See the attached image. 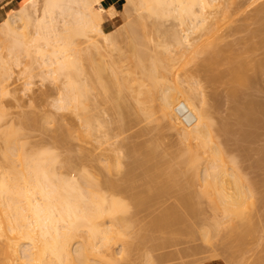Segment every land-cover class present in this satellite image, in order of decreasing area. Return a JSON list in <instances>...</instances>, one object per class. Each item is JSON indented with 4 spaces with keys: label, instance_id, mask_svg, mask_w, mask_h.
<instances>
[{
    "label": "bare ground",
    "instance_id": "bare-ground-1",
    "mask_svg": "<svg viewBox=\"0 0 264 264\" xmlns=\"http://www.w3.org/2000/svg\"><path fill=\"white\" fill-rule=\"evenodd\" d=\"M230 1L229 0H125V2L123 4L124 13L129 14V16L132 18L128 19L127 21H125L123 23L118 24L117 27L112 31H105L104 23H105L106 16L109 18H112V19H117V16H118V9L116 8L115 4L112 3L111 0H23L21 2L22 5L20 4L19 8H11L9 11L5 12L3 17L0 19V49H2L3 52L6 49L5 50V56H7V57H4V55L2 56L0 54V96L2 97L3 95L11 93L12 90L10 89V82H11L10 79L12 80L13 75L15 74L14 73L15 71H13V69L17 70L14 68V66L20 67L22 65V61H21L22 52L23 53L26 52L25 55H27V58H28V56L30 57V56L34 55L32 64L30 65V63H29V65L24 66V69L21 70L22 72H19V73L24 74L25 77H27V80H26L27 82L25 81V83L28 84V88L31 84H33L32 79L36 74L34 72L36 69H38L40 71L39 73H40L42 79L43 78L46 79L47 77L48 78L51 77V79L53 78V79H57V80H59V79L62 80V78H63L64 81L62 80L63 84H61L63 86H62V88H60V89H62V91L60 90L61 92L59 93V97L57 99H54V100H56V104L55 103H52V104L53 105L55 104V106H54L55 109L57 108L60 112H61V110L66 109V111L72 110L71 112L72 113L74 112V114L77 113V116L80 115L81 116V122H82L81 126L84 127V130L83 129H80V130L82 131V133L84 132L83 134L87 135V137H88V135L91 136L94 134V131L96 130V126L93 124L91 117L88 114L89 113L88 111L90 110V107L93 104V103L91 105L89 104L90 97H91L90 92H93V91H90L88 88V84H87L88 78L87 77H89V80L92 81V79L90 78L91 73L94 74L95 77H97L96 83L99 84V87H101L103 89V90L102 89L101 90L104 91V93L107 92L108 94H109V92L113 93L115 88H117L116 90L119 89V92H120V91H123V89L125 87L128 88V86L133 84V83L129 84V82H127L126 80L124 81V79H122V82L120 81L121 79L119 80L118 75H120V71L118 70V66L116 65V63L113 62L114 60L112 58H111L112 61H110L107 64H105L104 62H99V61H98L99 64H96V63L94 64L93 63L94 59L92 57H89L92 54L91 52L96 51L99 55H101L103 53V51H106L107 54L109 51L114 52V51H116V49L114 50V48L116 47V44L118 42L117 39L119 37H122V35H124V34L136 35L135 33H133V32H135L134 31L135 28H132L135 20H137L138 18H139L138 20H141V19L143 20L145 18H155L156 20L158 19L157 21L153 20L154 24L152 22L151 25H154V26H152V28L154 27L153 29L156 30V32L158 31L157 33L159 36H160L159 32L163 34L162 36H160V38L162 37L163 41L160 39V40H158L160 42L157 41L158 43H156L154 46H150L149 45L150 42L148 41L149 39L147 40L149 44H147L146 41L145 42L142 41L143 38L142 39L138 38L137 37L138 35L137 36L131 35L133 37V39L138 38L141 41L137 42L138 39L136 41L133 40L134 42H137L140 46L136 45V43H133V41L131 42L132 45L135 44L134 45L135 47L133 46L135 51L132 52V50H131V52L134 53L133 55H135V57H134L135 59L133 60L134 62L132 64L133 70L132 69L129 70L130 75L132 74L134 76L133 77L131 75L133 78H135V79H133L134 81L137 80L139 82L138 86H140V88H141V86L142 87L147 86V87L144 88L143 91L141 90L142 88L139 89V87H138V89H137V86L136 87L132 86L133 89H131L132 88L131 86H130L131 88L130 87L129 88L131 90H133V93L137 92V94H138L137 97L135 95L136 93H134L133 96L136 97V101L141 104L140 107H144V109L142 108L143 111L146 109V107L144 106L143 103L146 102V104H147L148 101L149 102H157L156 103L157 108L155 107L156 110L153 107L154 111L153 110L149 111V109H151V108H149V106H147L148 112H149L148 114L153 115L152 111L154 113L156 111V113L154 114V115H156L158 112L159 115H157V117L159 118L162 116L161 118H163V120H166L169 123V125L180 136L179 137L181 140L180 142H183V141L189 142L188 144H186L187 145L186 153H185V151L182 153H184L185 155H187V154L189 155L190 161L188 160L186 162L187 163L189 162V164H190L189 166L193 168L192 169L193 171H194V169L197 170V176L198 177L197 176L196 177L198 179L202 178L203 186L205 189L203 188V186L202 187L200 186V187L204 189L203 190L204 193L206 194V196L209 197V199H210L209 202H212L214 204V206L217 207V208L215 207L213 209L216 210V209L220 208L219 210H221L223 212V213L222 212L221 213L224 214V217H226V218L228 217L227 221L228 220L233 221L234 217L238 218L236 220L237 222L239 219L241 220V218H242V220H244L243 218L245 216H247V214H248L246 211L247 210L250 211V207H248L249 204H247L248 201L246 202V200H247V198L250 199L251 197L253 199V195L255 193L253 194V190L251 188H253L254 186H250L249 184H248L249 186L247 184H246L247 186H245L243 184V187H242V182H244V183L246 182L245 177H243L244 179L243 178L241 179V180H245V181H240V180H238V179H240V178H238V177H240V175L239 174H238L239 176L237 174L235 175V173H233V170H232V172H228L226 170H223V169H227V165L225 167V159H224L226 157L225 153H227L224 151L225 147L223 148L218 143H216L217 146L214 144L216 147L214 145H212L215 148L214 147H213L214 149L211 148L212 146L209 143L214 142L213 141V139H214L213 128H214V123H215L214 119L215 118L213 117V114H212L213 109H212V111L210 109L211 105L210 106L208 105V102H210V101H207V97L205 99V95H203V94H205V91H203L204 89L201 90L202 92H204L203 94L200 92V94H202L203 96L199 95V92H197L196 87L192 86L193 88H196V89H191L192 87L189 88V86L187 85L189 82L185 83L188 88L185 85H183V82H186V81H184V79H185L187 74L185 75L184 79H183V77H181L182 76L181 73H180L181 75L177 74L176 76H174L175 75L174 68L176 66L175 65L176 60L178 61V58L180 56L184 55L186 48L188 50L191 47L193 49H197L198 47H196L194 44L196 42L199 43V41H201L204 38H205V40H202V41H206L207 44H209L206 46L209 47L210 45H214V44L217 45L220 42L219 38H221L222 36L224 37V34H222V33H221L222 36L218 35L220 33L219 30H220V27L222 24L221 23L222 19H225L228 16V14H230V12L232 13V11H230V8L232 7L233 4H235V1L240 2V4H241V2L243 0L242 1L234 0V2L232 0L233 4ZM251 1H249V3ZM253 1L255 2V0H253ZM258 1H260V0H258ZM105 2H108L109 6H105L104 5ZM229 2L232 4L231 6H230ZM254 2H253V4H254ZM260 2H262V1H260ZM260 2H259V4H260ZM256 3H257V1H256ZM240 4H238V5H240ZM250 5H248V6H250ZM235 6H237V5H235ZM259 6H260V8H258L257 10H254L255 13H254V16L253 15L252 16H253V18L258 19L262 15V19H264L263 18L264 17V14H263L264 13V4L261 3V5H259ZM259 6L257 5V7H259ZM1 8H3V7H1ZM237 8H238V6H237ZM240 8H242V9H240L242 11L243 7L240 6ZM237 10H239V9H237ZM237 10H235V11H237ZM252 10H253V8H252ZM241 11H240V13H241ZM133 13H134V16H133ZM237 13H238V11H237ZM237 13H236V15H237ZM243 13L245 14V12H243ZM248 14H250V13H248ZM248 14L247 15L245 14L246 18L248 16ZM252 14H253V11H252ZM126 18H129V17L126 16ZM232 18L234 19V16ZM170 19L175 20L177 22V24L175 23V21H172V23L170 21L171 25H169L170 27L169 26L167 27L166 21H168ZM238 19H240V18H238ZM259 19H261V18H259ZM252 20H254V19H252ZM230 21H232V20H230ZM146 22H149V21H147V19H146ZM173 22L175 24H173ZM232 22H234V20ZM258 22H259V20H258ZM149 23H151V22H149ZM259 23H260L259 27H261V28H259L258 31H260V30L262 31L264 29V25L262 24V26H261V21ZM142 24H144V23L141 22V25ZM224 26H225V24L223 25V27ZM138 27H140V26H138ZM142 27H144V25H142ZM238 28H239V26H238ZM233 29L234 28H232V30ZM235 29H236V31L238 30L237 28H235ZM32 30H33V32H31ZM140 30H143V29H140ZM232 30H231V32H235V30L234 31H232ZM30 33H31V36H30ZM139 33H141V32L139 31ZM148 33H149V31H148ZM263 33L264 32H262V35H264ZM130 35H128V36L130 37ZM141 35H143V34L141 33ZM149 35H150V33H149ZM229 35H230V33H229ZM148 37L149 36H147L146 38H148ZM193 37L195 38V40H193L194 39ZM146 38H145V40H146ZM225 38H224V40H225ZM262 38H264V36ZM82 39H83V41H82ZM128 39H130V38H128ZM199 39H201V40H199ZM78 40H79V42L80 41H82V42L79 43ZM206 42H204V43H206ZM82 43L84 45L86 44L85 45L86 47H84V46L82 47L81 46V45H83ZM192 44L195 46V48L192 46ZM125 45H127V44H125ZM216 45H214V47ZM136 46H138V48ZM197 46H199V44ZM188 47H190V48H188ZM215 48L217 50L218 46H216ZM121 49H119V50H121ZM182 49H184V52ZM220 50L221 49H218V51H220ZM127 51L128 50L126 49V52ZM151 51L154 53H151ZM200 51L202 53V50H200ZM207 51H208V49H207ZM0 52H2V51L0 50ZM6 52H7V54H6ZM177 52H179V53L181 52L180 53L181 55H179V53H177ZM215 52H217V51L214 50L212 52V54H210V55L214 56L213 53H215ZM82 53H84V54H82ZM85 53L90 54V55L85 56ZM193 53H195L194 50H193ZM217 53H215V54H217ZM185 54H186V52H185ZM178 55H179V57H178ZM235 55H233V56H235ZM185 56H187V54ZM188 56H189V54H188ZM190 56H192V51H191ZM103 57H106V56H103ZM108 57H109V55H108ZM80 58H82L81 61L85 60V61H83V63L84 62L86 63L88 61V59L93 63L92 64L89 61V63H91V65L88 64L91 66V67L88 66L89 72H88V69L86 68L87 64H85V66L83 64H81L82 62H80ZM130 58H131V56H130ZM182 58L183 57H181L180 59L183 60L184 58L183 59ZM241 58H240V60H241ZM180 59H179V61H180ZM235 59H237V58H235ZM96 60H98V59H96ZM108 60H109V58H108ZM184 60H186V59H184ZM212 60L208 59V61H212ZM105 61H107V59ZM179 61H178V63L181 64V61L180 62ZM240 62H242V61H240ZM240 62L238 63L239 64L238 66H237V63L235 64V68H236V66L239 67L242 64ZM243 65H245V64L243 63ZM206 66L208 67V65H206ZM233 66H234V64H233ZM130 68H131V66H130ZM178 69H179V67L177 68V70ZM232 70H235V69L232 68ZM243 70H244V68H243ZM234 72H235V74H239V69H237V71L235 70ZM137 73L138 74L140 73L141 76L140 75L139 76L142 77V78L139 77L140 80L136 79V76L138 75ZM89 74H90V76H88ZM106 75H108V76H106ZM172 75L175 78H172L171 77ZM239 75H241V73ZM109 76H110V79H108ZM188 77H189V75H188ZM241 77H243V76H241ZM189 78H191V77H189ZM141 79H143V80H141ZM172 79H174L175 82H170V81H173ZM47 80H49V79H47ZM141 81L143 83H145V85H143V83ZM147 82L149 85L147 84ZM90 83H91L90 87L92 88V86H91L92 82H90ZM170 83H173L174 85H172V84L170 85ZM93 85H95V84H93ZM95 87L96 86H94V88ZM96 90H97V87H96ZM116 90H115V92H116ZM198 91H199V89H198ZM121 94L123 96L124 93L122 92L119 95H114L112 97L110 96L111 98H115V100L118 101L117 102L114 99H111V100H114L113 101L114 102L113 103L114 104L113 109L116 108L115 105H117L119 110L118 109H116V110H118V111H120L121 108L124 106L121 104L122 100H121V102H119V100H118ZM233 94H235V93H233ZM44 95H43V97H45ZM117 96H119L118 99H117ZM142 96H145V99ZM206 96H208V95H206ZM240 96L241 95H239V97ZM110 97H109V100H110ZM122 98L123 97H121V99ZM233 98H235V97H233ZM233 98H232V100H233ZM103 100H105V99H103ZM240 100H242V99H240ZM115 102L118 104H115ZM180 103H183L191 111L192 115L194 116L193 124H191L189 126H186V125L184 126L180 123V120H178L179 118H178V115L176 113V106ZM250 103L251 102H249V104ZM142 104H143V106H142ZM152 105H150V106L152 107ZM252 105H255V104H253V102H252ZM263 106L264 105H262V107ZM92 107H94V106H92ZM235 107H236V105H235ZM258 107H259V105H258ZM211 108H213V107H211ZM1 110H0V264H122V261H121L122 259H119L117 257L119 252H118V250L114 251L112 249L113 246L111 245V242L114 241V239L116 241L119 240L120 238L122 239L123 236L128 234L127 229H126L127 233L125 234V232H124V229L127 227V221L124 218H121L119 216V213L124 214L125 211L127 213V210H126L127 206H125V204L122 203L123 201L119 202V200H118L119 198L115 199L112 196L109 197V195H111V194H109V192L107 193L105 191L108 195L105 193H102V185L103 184L105 185L106 181H104V183L102 184L103 180L100 181V179L97 177H96V179H99L98 182H96L97 180L94 181L93 176L90 177L91 172H90V174L89 173L87 174V173H85L86 170L83 171V169H82V171H83L82 172L80 168H77L78 165L74 164L75 162L77 163V160L74 161L72 159V157H71V159H72V161H74V163L72 161H70L69 160L70 158H69V159H67V162L65 164V163H62V159L60 157V155L62 153H60V155H58L57 154L58 151L55 152L53 150L54 149L53 147H52L53 148L52 149V148H48L46 146V148H40V149H34V150H32V148H34V147H32L31 149L26 147L27 139L25 141V138H27L26 134L29 132L26 133L25 131L28 129V126L30 127L29 124H31V121H32L31 117L32 116L29 117L31 120L28 118V116H29L28 114H27L28 116H26L27 118L25 117L26 119L23 116L24 119H22V120L20 119L21 122L18 120L19 121L18 122L19 125H18V124H15L14 122H10V123L7 122L6 119H4L5 118L4 116H6V115L3 116V114H5V113H3V111H1ZM3 110H5V109H3ZM137 110H138V112H140L139 109H137ZM143 111H141V113ZM232 111L235 112L234 109ZM250 111L251 110L249 109V112ZM263 111H264V109H263ZM7 112H8V110H7ZM144 112H143V115H144ZM238 112H237V114H238ZM55 113H58V112H55ZM59 113H58V115H59ZM64 113H66V112H64ZM64 113H63V115H64ZM118 113L120 115V112H118ZM160 113H161V115H160ZM65 116H66V114H65ZM77 116H76V118H78ZM39 118H40V116H39ZM126 118H128V117H126ZM155 118L156 117H154V119ZM33 119H36V118H33ZM60 119H61V117H60ZM156 119H155V121L158 120V119L157 120ZM38 120L41 121L40 119H37L36 122H38ZM74 120H75V122H77L76 119H74ZM122 120H123V118H122ZM257 120L258 119H256V121ZM48 121H50V120H47V122ZM53 121H54V118H53ZM67 121L65 120V123ZM70 121H72V120H70ZM253 121H255V120H252V122ZM62 122H64L63 119H62ZM39 123L40 122H38L37 124H39ZM44 123H45V121H44ZM70 123H72V122H70ZM67 124L69 126V123H67ZM104 124L105 123H103V125ZM26 126H27V129L25 130ZM65 126H67V125H65ZM68 126L66 129L69 128ZM123 127H125V126L123 125ZM218 128H220V127H218ZM31 129H33V128H31ZM66 129H65V131H66ZM76 130H78V129H76ZM214 130H215V128H214ZM69 131H71L70 128H69ZM67 132H68V130H67ZM212 132H213V134H212ZM72 133L75 135L77 134V133L73 132V130H72L71 136H72ZM79 133H81V132H79ZM69 135H70V133H69ZM97 137L98 136L96 135V138ZM53 138H54V135H53ZM103 138H100V139L97 138V139H98V141L99 140L102 141ZM63 139H64V137H63ZM207 139H208V141H207ZM192 141L195 142V145ZM186 142H184V143H186ZM206 142H209V143L206 144ZM215 142H217V141H215ZM218 142H219V140H218ZM68 143L69 142L67 141V146H68ZM64 144H66V143H64ZM100 144H102V143L100 142ZM220 144H222V143L220 142ZM69 148L70 147H68V149ZM151 148H152V146H151ZM203 148L206 149V151ZM183 150H184V147H183ZM183 150H180V151H183ZM201 150H204L205 152L209 151L208 153L212 157V158L209 157L210 159L215 160V158H213L214 155H215L214 157H217V158H216V161H212V160L209 162L206 161V163L204 164L206 166L205 169L204 170L201 169V171H200L199 168H200V166H202V165H200V163H202V162L200 161L201 155L199 154V152L202 154ZM210 150H212L213 152ZM83 157H84V155H83ZM180 157L181 156H179V158ZM185 157H188V156H185ZM185 157L182 160L186 159ZM80 158H82V156ZM92 158H93V156H92ZM78 159H79V157H78ZM204 159H207V158H204ZM217 159H218V162H217ZM231 159H232V157L230 158V161H231ZM97 160H99V158ZM80 161H81V159H80ZM80 161L78 160V163H80L82 165L83 163H81ZM228 161H229V158H228ZM228 161H227V164H228ZM207 163H208V165H207ZM63 164H65L66 167H71V170L74 169L73 170L74 172H71L70 174H65L66 172L65 173L61 172L60 168L63 166ZM93 165H95V163ZM184 167H186V166H184ZM190 167H186V168L189 169ZM233 167H235V166H233ZM234 169L236 170V168H234ZM199 171L202 173L200 174ZM72 173H74L75 175L74 174L72 175ZM102 178H103V176H102ZM191 180H192V178H191ZM108 182H109V180H108ZM108 182H106V184L109 187V190H110V188H112V190H110V191H113V188H116L117 185L114 186V185L109 184ZM195 182H196V180H195ZM238 182H240V183L238 184ZM247 182H248V179H247ZM128 186H130V185H128ZM104 187H106V186H104ZM228 187H230L229 189L232 191L228 190ZM231 188H233V189H231ZM109 190H107V191H109ZM254 191H255V189H254ZM192 192H193V190H192ZM115 193H116V190H115ZM119 193H121V192H119ZM204 193H203V195H205ZM203 195H201V196H203ZM136 197H137V195H136ZM149 197H151V196L149 195ZM203 197H205V196H203ZM160 202H163V201H160ZM254 202L256 203V200ZM190 203H192V202H190ZM212 203H210V204L208 203V204L211 205ZM252 203H253V201H252ZM129 204L131 205V203H129ZM171 205L173 206L172 203H171ZM211 206H213V205H211ZM188 208H191V207H188ZM173 209H175V208H173ZM253 210H252V212H253ZM168 211H170V210H168ZM158 212H160V211H158ZM171 212H170V214H171ZM178 213H177V215H178ZM175 214H176V212H175ZM165 215H164V217H165ZM215 215H217V214H215ZM251 215L252 214L249 215L250 217L247 216L248 217L247 219L251 218ZM124 217H126V219H127L129 216L127 217L125 215ZM178 217L180 218L181 216H178ZM182 218H183V216H182ZM221 219H223V218H221ZM127 220L129 221V219H127ZM152 220H153V218L150 219V221H152ZM179 220H177V221L181 222ZM108 221L110 224L108 223ZM131 221H133V220H131ZM215 221L217 222V220H215ZM234 221H233V223H234ZM252 221H253V219H252ZM230 223L232 225V222H230ZM132 224H134V223H132ZM139 224H141V222ZM176 224H177V222H176ZM178 224H181V223H178ZM160 225H162V223ZM166 225L164 223V225H162V227H164ZM171 225H173V224H171ZM227 225H229V224H227ZM141 226H139V227H141ZM209 227H210V225H209ZM128 228H130V226ZM130 229L134 230L135 228H130ZM166 229H168V228H166ZM231 229H232V226H231ZM131 232L132 231H130V233ZM157 232H158V230H157ZM229 235H230V233H229ZM144 236H146V235H144ZM207 236H208V234H207ZM243 236H245V235L243 234ZM154 238H157V237H154ZM142 239H145V238H142ZM208 240H209V237H208ZM239 242H240V239H239ZM75 244H76V246H74ZM123 251H124V249L122 248V250L120 252L122 253ZM148 255H151V254H148ZM146 256L147 255H145V257Z\"/></svg>",
    "mask_w": 264,
    "mask_h": 264
},
{
    "label": "rangeland",
    "instance_id": "rangeland-1",
    "mask_svg": "<svg viewBox=\"0 0 264 264\" xmlns=\"http://www.w3.org/2000/svg\"><path fill=\"white\" fill-rule=\"evenodd\" d=\"M22 1L23 0H8V1L7 0H0V19L3 17L4 13L9 11L11 8H19L20 4L22 5V3H21ZM238 1H242V0H238ZM245 1L247 2L248 0H243L242 1L243 3L241 2V4H240V2L235 1V4H233L234 0H233V2L231 0L230 2H232L233 5L229 2L230 6L232 5V7L230 8V11H232V13L230 12V14H228V16H227L228 18L226 17L225 19H222L223 22L221 21V23L223 25L225 24V26L223 27V25L221 24V27L219 30L220 33L218 35L222 36V34H224V37L222 36L221 38H219L220 42L219 41H218L219 43L217 42L219 45L214 44V45L218 46L217 50L215 48L216 46L214 47V45H210L211 47L206 46L209 44H207L206 41H202V40H205V38L204 39L201 38L202 40L199 39L201 41L198 40L199 43L196 42L197 44L196 43L194 44L196 47H198L197 49H193L191 47L195 53H193V50L190 47H188V48H190L189 50L187 48H186L187 50L185 49L187 56H185L186 54L184 52V49H182L184 52L183 56L179 57V55H181L180 53L182 51L180 53L177 52V53H179L178 61L181 57H183L186 60H184L183 58H182L183 60L180 59L181 64L178 63V61L176 60V63H175L176 66L174 68V71H175L174 76L181 73L182 74L181 77H183V79H184L185 75L187 74L185 79H184V81H186V82H183V85L186 86L185 83L189 82L187 84L189 86V88H191L192 86L196 87L197 89L193 88V87L191 89H196L197 92H199V95H202L204 93L201 91L204 89L203 91H205V94H203V95H205V99L207 97V101H210V102H208V105L209 106L211 105L210 109H211V111L213 109L212 114H213V117L215 118L214 119L215 130L213 128L214 134L212 132V134L214 135V139H213L214 142H210V143L206 142V144L209 143L212 146V145H214V144L216 145V143H218L223 148L225 147L224 151L228 153V154L225 153L226 157L224 158L225 159V167L227 165V169H223V170H226L228 172H232V170H233V173H235V175L236 174L240 175V177H238V178H240V179H238L240 181L246 180V182H247V179H248L249 183L248 182L247 183L242 182V187H243V184L245 186H247L248 184L250 186H254L253 188H251L253 190V194L255 193L253 195V199L251 197L250 199L247 198V200H246V202L247 201L249 202V203L247 202V204H249L248 207H250V211H251L250 212L247 210L246 212L249 215L252 214L251 218L247 219L248 218L247 216H249L247 214V216H245L243 218L244 220H242V218H241L242 221L239 219L237 222L236 220L238 218H236V217H234V220H235V221L233 220L234 223L232 220L227 221L228 217L227 218L224 217V214H222L223 212L221 210H219L220 208L216 209V210L213 209L216 206H214V204L212 202H209L210 201L209 197L206 196V194L204 193L203 190L205 188L203 186L202 178L198 179L197 178L198 177L197 176V170L194 169V171H193L192 170L193 168L189 166L190 165L189 162L188 163L186 162L190 159L189 155L188 154L185 155L184 153H182L184 151L186 153V150H187L186 144H188L189 142L188 141L187 142L186 141L180 142L181 141L179 138L180 136L169 125V123L166 120H163V118H161L162 116L159 117L160 118L159 119L157 117V115H159L158 112L156 115H154L156 113V111L154 113L153 109L156 107L157 102H149L146 99L149 103L147 102L148 105L146 104V102L143 103L147 109V110L145 109L144 110L145 112H144L142 110V108L144 109V107H140L141 104L136 101V97L138 95L137 92H134V93H136L135 94L136 97L133 96L134 93H133V90H131V89H133L132 86H134V87L137 86V89H138V87H139V89L142 88L141 89L142 91L147 86L146 87L141 86V88H140V86H138L139 82L137 80L134 81L133 80V79H135V78H133L134 76L132 74L131 75L133 77L130 75L129 70L130 69L133 70L132 64L134 62L133 60L135 59L134 58L135 55H133L134 53H132L133 51H135V49H134L135 44L132 45L131 42L133 40L136 41L138 38H140V39L143 38L142 41H144V42L146 41L147 44H149L148 43V41H149L150 46H154L156 43L160 42L158 40H160V39L162 40V37L160 38V36H162L163 34L159 32V34H160V36H159L157 33L158 31L156 32V30L153 29L154 27L152 28V26H154V25H151L153 20L154 21L156 20L155 18H145L143 20L142 19L138 20L139 19L138 18L137 19L138 21L135 20L134 23L132 22L133 23L132 28H135L134 29L135 32H133V33H135L136 35H134V34H131V35L132 36L138 35L137 36L138 38L133 39V37L130 34L122 35V37H119L117 39L118 42L116 44V47L114 48V50L116 49V51H114V50H113L114 52L109 51L110 53L108 52V54L106 51H103V53L105 52L104 53L105 55L103 53L101 55H99L96 51H92L91 55L85 53V56L90 55L89 57H92L94 59V62H93L94 64L95 63L99 64V62H104L105 64H107L110 61H112L111 60V58H112L114 60L113 62L116 63V65L118 66V70L120 71V75H118L119 80L121 79L120 81L122 82V79H124V81L126 80L127 82H129V84H131V83L134 84V85L133 84L130 85L132 88L130 86H128V88L125 87L123 89V91H120V92H119V89L116 90L117 88H115L116 92L118 91L119 93L118 92L116 93L114 90L113 93L109 92V94H110L109 95L107 92L104 93V91H102L103 89L101 87H99V84L96 83L97 77H95V75L90 72L91 73L90 78L92 79V81L89 80V77H87L88 78L87 84H88L89 90L93 91V92H90V96L92 98L90 97L89 104L90 105L92 103L93 104L91 105L90 110L88 111L89 112L88 114L90 115L91 120H92L93 124L96 126V130H97V131L95 130L94 134L91 136L88 135V137H87V135L83 134L84 132L82 133V131L80 130V129L84 130V127L81 126L82 122H81V116L80 115L77 116L76 112H75L76 114H74V112L73 113L71 112L72 110L66 111V109L61 110V112H62L61 113L57 108L55 109V107H54L56 104V100H54V99H57L59 97V93L62 91V89H60V88H62V86H63V85H61V84H63L62 82L64 81L63 78H62L63 81L61 79H59V80L53 79V78L51 79V77H49V78L47 77L46 79H44V78L42 79V77L39 73L40 71L38 69H36L34 71L36 74L32 79L33 84H31L32 86L30 85L28 88V84L25 83V81L27 80V77H25L24 74L19 73V72H22L21 70L24 69V66L29 65V63H30V65L32 64L34 55H32L30 57L28 56V58H27V55H25L26 52H24V53L22 52L21 61H22L23 66L22 65L20 67L17 66L18 68L16 66H14V68L17 70L13 69V71H15L14 72L15 74L13 75L12 80L10 79V81H11L10 82V89L12 91H11V93L3 95L2 97L0 96V101L2 100L0 102V107H1L0 110L2 109L1 111H3V113H5V114H3V116L6 115V116H4L5 117L4 119H6V121L9 123L14 122L15 124L19 125L18 122L19 121L21 122V120L24 119L26 116L29 115L28 118L32 116L31 117V119H32L31 124H29L30 127L28 126V129H27V126H26V128H25V130L26 129L28 130V131L26 130L25 132L26 133L29 132L26 134L27 138H25V141L27 139L26 147H28L30 149L32 147H34V148H32V150L40 149V148H46V146L48 148L53 147L54 149L53 148L52 149L55 152L58 151L57 152L58 155H60V153H62L60 155V157L62 159V163L66 164L67 159H69V158H70L69 159L70 161H72V159L74 161L77 160V163L76 162L74 163V161H72V162L74 164H77L78 165L77 168H80L81 171H82V169H83V171L86 170L85 173H87V174L88 173L90 174V172H91L90 177L93 176L94 181L97 180L96 182H98V180L100 179V181L103 180V182H102V184H103L104 181L108 182V180H109V182H108L109 184L114 185V186L117 185L116 188H113V191H110V190H112V188H110V190H109V187L107 186V184L105 182V185L104 184L102 185V193L107 194L109 192V194H111V195H109V197L112 196L115 199L119 198L118 199L119 202L123 201L122 203L125 204V206H127L126 207L127 213H126V211L124 212V214L119 213V216L121 218H124L127 221V227L124 229V232H125V234L128 232V234L123 236L122 239L120 238L117 241L114 239V241L111 242V245L113 246L112 249L114 251L118 250V252L120 253V254L118 253L117 257L119 259H122L121 260L122 264H264V111H263L264 106L262 107V105H264V38H262L264 36V35H262V32H264V29L262 31L261 30L258 31L259 28H261V27H259V25H260L259 22L261 21V26H262V24L264 25V23H263L264 19H262V15H261V17H259L261 19L253 18L254 13H255L254 10H257L258 8H260L259 5H261V3L264 4L263 3L264 1L260 0V1H262V2H260L258 0H255V2H254L253 0L252 1L249 0V1H251L250 3H249V1L247 3ZM256 1L258 4L256 3ZM124 2H125V0H119L118 1V7H117L118 16H117V19L115 20V24L112 26H109V27L106 26V24H105L104 25L105 31H112L117 27L118 24L123 23V22L127 21L128 19L132 18L129 16V14L126 13L127 14L126 15L124 13V10H123ZM253 2H254V4H253ZM259 2H260V4H259ZM237 3L240 5H238ZM104 5H105V3H104ZM235 5H237L238 8ZM248 5H250V6H248ZM257 5L259 7H257ZM240 6L243 7L242 11L240 10V9H242V8H240ZM1 7H3V8H1ZM252 8H253V10H252ZM237 9H239V10H237ZM235 10H237L238 13ZM240 11H241V13H240ZM252 11H253V14H252ZM235 12L237 13V15ZM243 12H245L246 15L248 13H250L251 15L248 14V16L246 18V15ZM125 15L128 16L129 18H126ZM133 16H134V13H133ZM233 16H234V19L232 18ZM238 18H240V19H238ZM146 19H147V21H149L151 23L146 22ZM252 19H254V20H252ZM230 20H232V21L234 20V22H232ZM258 20H259V22H258ZM140 21L142 23H144V24H142V25H144V27H142ZM170 21L172 23V21H175V20L170 19V20L166 21L167 23L166 22L165 23L167 24V27L169 25H171ZM175 23L177 24L176 21H175ZM175 23L173 22V24H175ZM153 24H154V22H153ZM138 26H140V27H138ZM238 26H239V28H238ZM231 27L234 29L232 30ZM235 28H237L238 30L236 31ZM140 29H143V30H140ZM231 30L232 31L235 30V32H231ZM139 31L143 35H141V33H139ZM148 31H149L150 35H149ZM31 32H33V30ZM228 32L230 33V35ZM128 35H130V37ZM144 35L145 36L147 35L149 37L146 38L147 36L145 37ZM30 36H31V33H30ZM128 38H130V39H128ZM145 38H146V40H145ZM224 38H225V40H224ZM140 39H138L137 42H140L141 41ZM79 40H78V42H79ZM193 40H195V38ZM82 41H83V39H82ZM82 41H80V42H82ZM137 42L133 41V43H136V45H139ZM204 42H206V43H204ZM124 43L127 45H125ZM198 44L200 47L197 46ZM85 45L83 44L81 46L86 47ZM194 45L192 44V46L195 48ZM136 47L138 48V46H136ZM125 48L128 50L127 52H126ZM119 49H121L122 51ZM199 49L202 50V53ZM207 49H208V51H207ZM218 49H221L222 51L221 50L218 51ZM0 50L2 51V52H0V54L2 56L4 55V57H7V56H5V50L6 49L4 50V52L2 49H0ZM131 50H132V52H131ZM190 50L192 51V56H190L191 55ZM214 50L217 51L218 53L220 52L219 53L220 55L217 52H215V53H217L218 55L215 53H213L214 56L210 55V54H212V52ZM152 51H151V53H154ZM6 54H7V52H6ZM82 54H84V53H82ZM188 54H189V56H188ZM108 55H109V57H108ZM233 55H235V56H233ZM103 56H106V57H103ZM130 56H131V58H130ZM234 57L237 59H235ZM95 58L98 60H96ZM108 58H109V60H108ZM240 58H241V60H240ZM106 59L108 62L105 61ZM208 59H210V60L213 59V60L208 61ZM81 60H82V58H80V62H82L81 64H83L84 66H85V64H87L86 65L87 69L89 67H91L90 65L92 62L89 59L86 63L85 62L83 63V61H85V60H83V61H81ZM89 61L91 63H89ZM240 61H242V62H240ZM239 62L242 64L239 67H237L239 65L238 64ZM236 63H237L236 68L239 69V74L241 73V75L235 74V72H234L235 70L237 71V69L235 68ZM243 63L245 65H243ZM88 64H90V65H88ZM233 64H234V66H233ZM206 65H208V67ZM130 66H131V68H130ZM177 66L179 67L178 70H177V68H178ZM232 68H234L235 70H232ZM243 68H244V70H243ZM88 72H89V69H88ZM139 75H140V73L137 75L138 77L136 76V79H139V77L141 76V75L140 76ZM188 75L191 78H189ZM88 76H90V74ZM106 76H108V75H106ZM241 76H243V77H241ZM171 77L175 78V77H173V75ZM140 78H142V77H140ZM47 79H49V80H47ZM108 79H110V76L108 77ZM141 80H143V79H141ZM172 80L173 81H170V82H175L174 79H172ZM90 82H92V85H91L92 88L90 87V84H91ZM93 84H95V85H93ZM147 84H148V82H147ZM171 84L174 85L173 83H170V85ZM143 85H145V83H143ZM94 86L97 87V90H96V87L94 88ZM198 89H199V91H198ZM122 92L124 93L123 96L121 94L120 97L117 96V99L119 97V99H118L119 102H121V100H122L121 104L124 106L121 108L120 111H118L119 108L117 107V105H115L116 108L113 109V107H114L113 101L115 100V98H111V97L114 95H119ZM200 92L202 94H200ZM233 93H235V94H233ZM43 95L45 97H43ZM206 95H208V96H206ZM239 95H241V96L239 97ZM109 97H110V100H109ZM121 97H123L124 99L123 98L121 99ZM142 97L145 99V96H142ZM233 97H235V98H233ZM102 98L105 100H103ZM232 98H233V100H232ZM111 99H114V100H111ZM240 99H242V100H240ZM115 101H117V100H115ZM249 102H251V103L249 104ZM252 102L255 105H252ZM52 103H55V104L53 105ZM115 104H118V103L115 102ZM143 104H142V106H143ZM241 104L242 105L244 104V105L242 106ZM150 105H152V107ZM235 105H236V107H235ZM258 105H259V107H258ZM92 106H94V107H92ZM147 106H149V108H151V109H149V111L153 110L152 114L154 116L151 114H150L151 115L150 116L148 114L149 112H148ZM211 107H213V108H211ZM136 108L139 109L140 112H138V110ZM156 108H155V110H156ZM3 109H5V110H3ZM116 109H118V110H116ZM233 109L235 110V112L232 111ZM249 109L251 110L250 112H249ZM7 110H8V112H7ZM141 111L144 112V115H143V112L141 113ZM55 112H58V113L60 112V113L58 115V113H55ZM64 112H66V113H64ZM118 112H120V115ZM237 112H238V114H237ZM63 113H64V115H63ZM65 114H66V116H65ZM160 115H161V113H160ZM23 116H24V118H23ZM39 116H40V118H39ZM76 116L78 118H76ZM60 117H61V119H60ZM126 117H128V118H126ZM154 117H156L158 120L155 118L157 120V121H155ZM33 118H36V119H33ZM53 118H54V121H53ZM122 118H123V120H122ZM37 119L41 120V121L38 120V122H40L39 124H37L38 122H36ZM62 119L64 122H62ZM69 119L72 121H70ZM74 119H76L77 122H75ZM256 119H258V120L256 121ZM47 120H50V121L47 122ZM65 120L66 121L68 120V121L65 123ZM178 120H180V119H178ZM252 120H255V121L252 122ZM44 121H45V123H44ZM69 121L72 122L73 124L70 123ZM67 123H69V126ZM103 123H105V124L103 125ZM180 123L182 125H184L181 121H180ZM64 124L67 125L71 131H69V128L66 129L67 126H65ZM123 125L125 127H123ZM217 126L220 128H218ZM31 128H33V129H31ZM65 129H66V131H65ZM76 129H78V130H76ZM67 130H68V132H67ZM72 130H73V132H75L77 134L75 135L72 133V136H71ZM79 132H81V133H79ZM69 133H70V135H69ZM53 135H54V138H53ZM96 135L98 136L97 137L98 139L104 137L102 139V141L99 140L102 144H100V142L96 138ZM63 137H64V139H63ZM208 139H207V141H208ZM44 140L45 141L47 140V141L45 142ZM218 140H219V142H218ZM67 141L69 142L68 146H67ZM215 141H217V142H215ZM184 142H186V143H184ZM220 142L222 144H220ZM64 143H66V144H64ZM193 143L195 145V142H193ZM151 146H152V148H151ZM214 146H212L211 148L214 149L217 145L215 147ZM68 147H70V148L68 149ZM183 147H184V150H183ZM179 149L183 150V151H180ZM204 150L206 151V149H204ZM204 150H201L202 154L199 152V154L201 155L200 161L202 162V163H200V165H202L199 168L200 171H201V169L202 170L205 169L206 166L204 164L206 163V161L209 162L212 160V159H210L212 157H211V155H209V153H208L209 151L205 152ZM210 151H212V150H210ZM83 155H84V157H83ZM81 156H82V158H80ZM92 156L94 159L92 158ZM179 156H181V157L179 158ZM185 156H188V157H185ZM214 156H213V158H215V160L213 159L212 161H216L217 157H214ZM71 157H72V159H71ZM78 157H79V159H78ZM184 157L186 159L182 160ZM231 157H232V159L230 161ZM98 158H99V160H97ZM204 158H207V159H204ZM228 158H229V161H228ZM80 159H81V161H80ZM78 160L83 164L81 165L80 163H78ZM227 161H228V164H227ZM217 162H218V159H217ZM94 163L96 166L93 165ZM65 164H63V166L60 168L61 172H63V173L66 172L65 174H70L71 172H74L73 171L74 169L71 170V167H66ZM207 165H208V163H207ZM232 165L235 167H233ZM184 166L190 167V168L187 169ZM234 168H236L237 171ZM201 173L202 172H200V174ZM73 174L74 173H72V175ZM102 176H103V178H102ZM96 177L99 179H96ZM243 177H245L246 179L241 180ZM191 178H192V180H191ZM195 180H196V182H195ZM239 183L240 182H238V184ZM128 185H130V186H128ZM104 186H106V187H104ZM200 186L201 187L203 186L204 189L201 188ZM229 188L230 187H228V190H230ZM231 189H233V188H231ZM254 189H255V191H254ZM107 190H109V191H107ZM115 190H116V193H115ZM192 190H193V192H192ZM230 191H232V190H230ZM119 192H121V193H119ZM203 193L205 195H203ZM136 195H137V197H136ZM149 195L151 197H149ZM201 195H203L205 197H203ZM159 200L163 201V202H160ZM255 200H256V203L254 202ZM252 201H253V203H252ZM190 202H192V203H190ZM129 203H131V205ZM171 203L173 204L174 207L171 205ZM208 203L209 204L212 203L211 205H213V206L209 205ZM188 207H191V208H188ZM173 208H175V209H173ZM168 210H170V211H168ZM252 210H253V212H252ZM158 211H160L162 214ZM170 212H171V214H170ZM175 212H176V214H175ZM177 213H178V215H177ZM215 214H217V215H215ZM125 215L127 217L129 216L127 218V219H129V221L126 219V217H124ZM164 215H165V217H164ZM178 216H181V217L179 218ZM182 216L184 219L182 218ZM149 218L150 219L153 218L154 221L153 220L150 221ZM221 218H223V219H221ZM252 219H253V221H252ZM131 220H133V221H131ZM177 220H179L181 222H178ZM215 220H217V222ZM229 221L232 222V225ZM140 222H141V224H139ZM163 222L165 223V225L167 224L164 227H162V225H164ZM176 222H177V224H176ZM108 223H109V221H108ZM132 223H134V224H132ZM161 223H162V225H160ZM178 223H181V224H178ZM171 224H173V225H171ZM227 224H229V225H227ZM209 225H210V227H209ZM129 226H130V228H135V229L131 230L130 228H128ZM139 226H141V227H139ZM231 226H232L233 230L231 229ZM166 228H168V229H166ZM126 229H127V232H126ZM129 230L132 232L130 233ZM157 230H158V232H157ZM206 233L208 234V236ZM229 233H230V235H229ZM242 233L245 236H243ZM144 235H146V236H144ZM154 237H157V238H154ZM208 237H209V240H208ZM142 238H145V239H142ZM239 239H240V242H239ZM74 246H76V244ZM122 248L124 249V251L121 253L120 251L122 250ZM148 254H151V255H148ZM145 255H147V256L145 257Z\"/></svg>",
    "mask_w": 264,
    "mask_h": 264
},
{
    "label": "built area",
    "instance_id": "built-area-1",
    "mask_svg": "<svg viewBox=\"0 0 264 264\" xmlns=\"http://www.w3.org/2000/svg\"><path fill=\"white\" fill-rule=\"evenodd\" d=\"M176 113H177L180 121L184 125L189 126V125L193 124L194 116L192 115L189 108L187 106H185L183 103H180L176 106Z\"/></svg>",
    "mask_w": 264,
    "mask_h": 264
},
{
    "label": "crops",
    "instance_id": "crops-1",
    "mask_svg": "<svg viewBox=\"0 0 264 264\" xmlns=\"http://www.w3.org/2000/svg\"><path fill=\"white\" fill-rule=\"evenodd\" d=\"M112 1V3L113 4H115V6H116V8L118 7V1L119 0H111ZM105 5L106 6H109V4H108V2H105ZM115 20L116 19H112V18H109V17H107L106 16V19H105V23H104V25L106 24V26H112V25H114L115 24ZM110 21V22H109Z\"/></svg>",
    "mask_w": 264,
    "mask_h": 264
}]
</instances>
